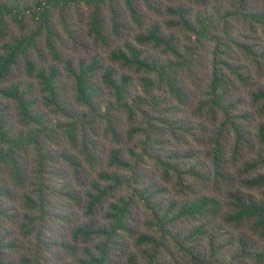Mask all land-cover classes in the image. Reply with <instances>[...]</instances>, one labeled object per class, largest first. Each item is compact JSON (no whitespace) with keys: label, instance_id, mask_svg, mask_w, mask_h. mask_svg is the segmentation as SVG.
I'll list each match as a JSON object with an SVG mask.
<instances>
[{"label":"trees","instance_id":"obj_1","mask_svg":"<svg viewBox=\"0 0 264 264\" xmlns=\"http://www.w3.org/2000/svg\"><path fill=\"white\" fill-rule=\"evenodd\" d=\"M0 264H264V0H0Z\"/></svg>","mask_w":264,"mask_h":264}]
</instances>
